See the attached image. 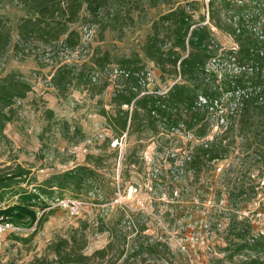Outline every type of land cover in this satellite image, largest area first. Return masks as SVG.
<instances>
[{
	"label": "rangeland",
	"instance_id": "obj_1",
	"mask_svg": "<svg viewBox=\"0 0 264 264\" xmlns=\"http://www.w3.org/2000/svg\"><path fill=\"white\" fill-rule=\"evenodd\" d=\"M189 2L194 8L193 19L200 21L204 16L201 22L207 23V0ZM260 2L264 8V0ZM164 11L162 5L146 7L140 13L133 12L135 24L126 21L117 25L115 21L105 29L109 17L100 23L82 11L75 26L82 25L78 29L83 44L76 55H68L57 47L56 59H35L34 50L42 45L34 42L17 53L10 49L0 58L3 73L18 70L32 84L26 97L16 104L15 117L5 125L6 138L0 141V171L10 173L19 166L28 174L16 186L31 190L51 174L90 160L103 164L97 171L100 176L96 183L106 185L111 180L114 188L111 199L101 203H96L91 193L79 195L70 190L54 189L51 196H43L47 203L46 220L36 230L34 224L0 231V264H57L60 259L55 251L64 255L69 248L55 245L73 236L86 242L81 249L86 264H238L243 253L228 258L229 252L223 250L231 224L243 221L250 226L251 234H264V175H259L258 167L247 171L245 163L250 160L246 153L256 144L254 135L261 141L264 129L258 128L254 135L249 129L242 131L226 158L210 163L206 172L190 171L180 178L181 163L187 159L182 148L192 135L182 130L159 128L153 132L137 128L125 141L119 140V148L110 147L114 133L101 112L114 113L112 88L99 92L100 87L86 83L78 87L70 85L61 91L50 84L51 74L61 58L76 62L80 68L79 58L88 59L91 53L100 60L103 51H107L110 62L119 63L121 56L139 51L150 32V24L140 21L155 19ZM7 12L12 18L15 39L20 12L14 8ZM212 29L220 46L236 47L231 35ZM241 29H245L244 43L256 38L264 40V16L243 21ZM143 62L145 70L152 68L153 84L162 90L165 84L157 78L158 69L145 57ZM258 121L256 117L254 123ZM247 184H252L248 193L238 197L234 189ZM15 201L16 196L7 194L0 206ZM36 214L41 216L42 211L37 209ZM111 239L113 248L96 255L95 251ZM147 240L161 243L157 246L161 252L131 251L134 242Z\"/></svg>",
	"mask_w": 264,
	"mask_h": 264
},
{
	"label": "trees",
	"instance_id": "obj_2",
	"mask_svg": "<svg viewBox=\"0 0 264 264\" xmlns=\"http://www.w3.org/2000/svg\"><path fill=\"white\" fill-rule=\"evenodd\" d=\"M161 5L165 11L157 18L140 21V24H150V32L139 51L121 56L119 63L110 62L107 51H103L100 60L91 53L92 58H79L80 68L76 67V62L61 58L51 74L50 84L61 91L70 85L78 87L86 83L100 87L99 92L112 88L110 100L114 113L101 112L116 140L114 145L111 140L110 147L119 148L118 141H125L127 135L137 128L153 132H158L159 128L182 130L192 135L182 148L187 153V159L180 167V178H183L190 171L191 174L206 172L210 163L226 158L231 144L237 135H242V131L249 129L254 135L258 128L264 129V40L256 38L251 43H244L245 29H241L243 21L264 16L260 0H207V23L201 22L205 20L204 16L200 21L193 19L194 8L190 7L189 0H0V58L10 49L17 53L34 42L42 45L34 50L35 59H56L57 47L73 56L83 44L78 29L82 25L75 26L82 11L100 23L104 17H109L103 26L105 29L112 27L115 21L117 25L126 21L135 24L134 11L140 13L146 7ZM9 8L20 12L15 39L12 18L7 12ZM212 28L231 35L236 47L220 46L214 39ZM143 57L158 69L157 78L163 84L168 85L177 76L179 79L162 93L153 84L154 80L151 83L146 80L150 67L145 70ZM84 65L89 68L85 69ZM31 88L32 84L18 70L4 73L3 69L0 70V141L6 138L5 125L16 115V104ZM256 117L259 121L255 124ZM227 137L231 140L223 143ZM254 138L256 144L251 146V152L246 153L250 160L245 163L247 171L258 167L259 175L263 176L264 136L261 141L255 135ZM102 165L87 160L86 164L51 174L31 190L16 186L19 179L28 174L19 166L10 173L0 171V203L7 194L16 196L15 203L0 206V222L17 227L35 224L36 230L46 220L44 209L47 203L43 196H51L54 189L70 190L79 195L91 193L96 203L109 201L114 191L113 182L110 180L106 185L96 183L100 176L97 171ZM251 186L241 185L234 190L238 197H242ZM37 209L42 211L41 216H37ZM227 230L223 250L229 252L228 258L243 253L238 264H264L263 233L251 234L250 226L243 221L231 224ZM62 241L55 247L69 249L64 255L55 251L60 259L57 264H86L87 258L81 253L86 243L83 238L73 236ZM158 244L161 243L150 240L134 242L131 251L145 249L159 253ZM113 245L111 239L95 254L103 255Z\"/></svg>",
	"mask_w": 264,
	"mask_h": 264
},
{
	"label": "built area",
	"instance_id": "obj_3",
	"mask_svg": "<svg viewBox=\"0 0 264 264\" xmlns=\"http://www.w3.org/2000/svg\"><path fill=\"white\" fill-rule=\"evenodd\" d=\"M146 75H147V76H146V80L149 81V83H151V82L153 81V78H154V71L151 70V69H147ZM178 79H179V77L177 76L173 81L169 82L168 85H165L164 88L162 89V93H165V92L169 89V87H170L175 81H177ZM115 142H116V140H114V141L112 142V145H114ZM118 144L120 145L121 143L118 142ZM17 228H18L17 226H14V225L11 224V223H6V222H1V223H0V231L5 230V229H12V230H14V229H17Z\"/></svg>",
	"mask_w": 264,
	"mask_h": 264
}]
</instances>
